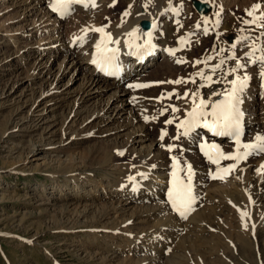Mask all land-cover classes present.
<instances>
[{
	"label": "rangeland",
	"instance_id": "374dc122",
	"mask_svg": "<svg viewBox=\"0 0 264 264\" xmlns=\"http://www.w3.org/2000/svg\"><path fill=\"white\" fill-rule=\"evenodd\" d=\"M118 1L114 0L113 2L117 4ZM167 1L170 2V0ZM175 1L171 0L173 6L176 5ZM182 1L179 5L181 7L182 4L183 8L179 14L186 13L193 7L192 0ZM202 1L211 5V13L201 14L193 8L197 13L194 16L200 17V19L205 18V21L207 19V25L211 30L218 31L219 35H201V38L197 35L198 38L190 40L192 50L186 55L187 59L185 60L187 62L178 65L183 67L182 70L170 68L167 74L166 70H159L163 56L161 53L157 54L155 63L149 65L147 67L149 69L146 68L147 70L140 75V77L149 80L141 83L151 82L148 84L151 86L144 89L129 87L131 80L123 86L126 93L124 94V101L119 102L124 104L126 110L121 113L122 119H118L115 123L106 122L101 127L103 134L101 133L98 137L89 139L80 137L75 141L73 139L74 142L63 144L62 140L75 130L79 134L81 133V136H84L88 130H92L91 125H84V117L87 114L85 108L86 112L82 113L80 117L65 120L70 101L77 98L83 91L90 69L86 72L80 71L77 66L79 58H76L75 54L62 52L53 54L48 57L49 62L47 61L46 64L47 57L43 59V55L38 53L32 55L25 49L28 46H35V44L36 46L50 47L53 46L51 42L57 40L58 43L69 45L72 38L77 37L75 35L76 27L80 24L81 17H86L84 14L87 11L68 9L67 14L61 16L63 23H60L61 28L59 29L52 24L53 20H46L50 15L53 0H43L41 3L37 0H5V2L0 0V264H105L104 255H92V253H101L102 250L98 249L97 246H104V244H119L125 248L114 262L115 264H132L136 258L140 259L146 256L143 253H141L142 256L139 253L136 256L135 252H132L133 245L126 246L127 242L124 240L110 243L111 240L104 237L106 231H100L104 226L112 227L116 222H125L132 215V212L143 207L141 205L143 202L121 207V209L128 208L121 210L120 215L116 214L112 220H106L102 224L96 219L94 220L92 215L88 222L83 214L92 207V211H99L113 205V198L116 196L111 193L108 182L104 181L106 175L127 172L128 174L131 173L132 177L142 176L144 181H151L158 186H165V183L170 184L171 182V175L168 176L170 170L174 169L175 162L174 164L171 163L173 169L155 167V165L150 164L148 171L143 169L144 172L132 164L133 159L137 158V154L140 156L147 155L149 151L152 154L148 155L147 159L153 156L161 163L162 151L167 150V145L163 144L161 148L159 146L156 148L147 147L152 146V142L157 140L159 135L161 137L164 131L162 126H167L166 121L171 119L172 114H176L177 111L173 112L167 108L163 114L161 112L162 119L150 126L151 136L149 139H144L143 135L134 132L139 124L131 126L128 124L129 120H126L129 118L130 110L134 112L132 104H129L134 94L141 96L152 93L162 95L169 83L156 82L174 81L180 76L186 77L191 72L198 70L201 66L195 61H203V58H206L205 56L210 53L215 45H218L217 53L225 48L224 54L221 53L225 57H229L235 49L237 58L246 64L245 71L252 67L250 66L251 62H249L250 58H245L244 53L236 50L237 46L235 48L230 47L231 53L229 54V46L235 43L238 45L248 43L252 46L253 41H256V46L261 43V38L257 39V37L264 29L257 28L255 24H246L244 21L252 20L246 10L252 9L258 3L261 4V7L257 10L256 15H264V0H229L230 7H226L228 10L222 16L219 11L222 3L219 0ZM90 13H87L88 16L95 19H100L99 16L102 14L101 12ZM194 16H188L189 19L182 21L188 31L195 29L192 27L196 23ZM167 20L168 22L163 19L160 20L161 24L167 22L161 28L163 30L168 29L169 37L174 39L177 37L176 32L181 30L180 26L177 25L176 27L173 19L167 18ZM217 20H219V27L216 23ZM34 21H38L36 24L39 23L40 31L35 28ZM110 23L111 21H108L107 25ZM48 29L57 32L52 37L51 42L48 39L51 31L48 32ZM21 33H34V36L22 37L21 41L16 43L10 39V37H18L19 39ZM161 35L164 36L165 33ZM242 37H249V39L242 41ZM41 39L44 42L40 43ZM93 39L89 40V43H92ZM58 43L54 45H58ZM76 43L77 41L74 42V46ZM160 43L157 45L158 49H161L160 46L163 42L160 41ZM195 46L196 51H194ZM199 47L202 49L198 50ZM88 49L89 47L86 50L79 48L76 51L80 55L83 54V50L87 51ZM22 54L26 55L25 61L19 59ZM40 61L45 63L41 68ZM81 62L86 63V56L82 58ZM211 63L215 65V61ZM46 65L51 69L52 82L58 85L59 90L67 92L69 88L72 93L68 100L63 103L65 107L56 114L52 112L51 107L44 105V103L36 108L35 118L41 114L45 115L48 121L47 127L42 121L38 127L30 128L35 124L29 121L31 116L28 117V112L32 106H34L33 108L37 107L34 101L37 103L44 100L38 89L40 83L32 85L29 83V79L36 66L39 67L37 71L42 72L41 77L48 78ZM258 65L253 66V68H258ZM187 68H191V70L185 74ZM112 92L113 90L103 93V96L98 98V104L103 106L109 100L113 102L116 98ZM92 107L91 110L96 105ZM137 109L134 113H141L142 108L137 107ZM144 114L146 115V113ZM108 123H111V129L119 125H124L125 129L118 131L112 137L108 136L109 132L105 133L108 128L105 125ZM95 125L98 124H94L93 127ZM261 127L258 124L249 127L246 133L247 137L261 133ZM175 128H177V124L172 126V129ZM170 136L172 139L173 134ZM199 138V142L208 140L204 135ZM164 139L161 141L164 142ZM174 140L178 142L180 137ZM225 141L227 140H220L222 145H225ZM177 148H175L177 151L182 149L181 147ZM116 150L123 151L122 161L106 162L104 154L113 153ZM125 154L126 158H124ZM184 154L185 151L181 152L182 156ZM259 159V157H255L253 160L256 162L255 164L259 163ZM192 165L195 171L193 189L197 194L223 199L227 193L243 191L244 183L237 176L230 177V179L228 177L226 180L213 179L212 175L215 170L212 166H207L202 178L201 171L197 169L194 163ZM248 166V161L239 165L238 172H244ZM82 175L86 176V183H81L84 181L82 178L78 179ZM197 176L200 178H196ZM195 192L193 191V194ZM261 194L262 198L252 199L255 204L250 199L244 198L246 203L244 209L251 213V217L254 216L250 219L251 223L258 227L262 226V222L264 223V192ZM91 219L93 220L90 223ZM154 224L153 222L150 225ZM204 224L201 226V229L203 228L200 229L201 232L197 230L190 232L189 229L185 231L184 228L186 234L182 231V233L184 232L183 235L179 231L180 234L177 233V235L180 236L178 235L177 238L172 236V242L170 241L172 244L170 243V245H172L173 252L175 251L172 264H226V262L227 264H263L264 235L262 238H254L255 231L249 229L250 226L246 229L245 223H242L239 218H232L226 211H222L221 214L215 212ZM150 225L145 224L143 226L148 227ZM245 237L250 238L251 247L241 244L240 240ZM179 244L180 249L178 247L175 249L174 247L179 246ZM159 248L162 249V247Z\"/></svg>",
	"mask_w": 264,
	"mask_h": 264
},
{
	"label": "bare ground",
	"instance_id": "6f19581e",
	"mask_svg": "<svg viewBox=\"0 0 264 264\" xmlns=\"http://www.w3.org/2000/svg\"><path fill=\"white\" fill-rule=\"evenodd\" d=\"M1 1L5 2V0H1ZM37 1H39L40 3L43 2V0H37ZM104 1L105 0H96V4H97L96 7H91V6L85 7L83 3H74L70 5L69 9L71 10L81 9L83 11H87V13L92 12L95 14V12H101L102 14L99 16L100 19L98 18L95 19L92 16H88L87 13L86 14L83 13L86 17L84 16L81 17V22L79 25H77L76 27L77 30L75 32V35L77 37L72 38L69 45L61 44V42L58 43V40L51 42L52 37L55 36L57 32H55V30L52 31L48 29V32L51 31V35H49L48 39L50 40L51 44H53V46L43 47V46H36L35 44V46H28V48L25 49L27 52L31 53L32 55L38 53L43 55V59L47 57L46 64L49 62L48 57L52 56L53 54H57L61 52L64 54H68V53L75 54L76 58H79L77 62V66L79 70L86 72L87 70L90 69V71L88 72L89 77L86 81L83 91L81 92V94H79L77 98L70 101V105L68 106V112L66 113L65 120L67 121L68 119L80 117L82 113L86 112L84 110L85 108L87 110V114L85 115L86 117H84V125L85 126L91 125L92 130H88L86 133H84V136H81L80 135L81 133L79 134L78 131L75 130L71 134H69L68 137L62 140L63 144L74 142L75 139L80 137L87 139L92 137H98L100 136L101 133L103 134L101 127L104 124H106V122L115 123L118 121V119H122L121 113L122 111L126 110L124 104L122 102H119V101H124L123 98L125 97L124 94L126 93V91L123 88V86L129 80H131L130 85L151 84V82L141 83L143 81H149V80L148 79L146 80V78L142 76L140 77V75H142L143 72L149 69L147 68L149 65L151 66L152 63L153 64L155 63L157 54L161 53V55L163 56V61L161 62V66L159 67V70H166V74L170 68H173L175 70H182L183 67L178 66L181 63H177L176 61L187 59L186 55L190 50H192V43L189 44L186 42L185 44L182 45L180 43L181 37H189V34H192L190 36V40L196 39L198 37L201 38V35L205 36L204 28L206 27L209 29V33L207 34V36H211L210 34L212 35L218 34L217 33L218 31L211 30L210 27L207 25V23H205V18L200 19V17L194 16L195 14H197L194 11L196 10L194 6L188 12L186 13L182 12L181 14H179V12H177V9H180L179 4L183 2L182 0H176L175 6H173L172 2H169L167 0H153V2L151 4H148L147 7L144 6L146 0H119L117 4L116 3L114 4L113 2L114 0H108V1L106 0L105 2ZM219 1L222 3L220 6L221 8L219 10L222 16L228 10L226 7L228 6L230 7V3L229 0H219ZM129 5L132 6L130 9L131 14L129 16H124L123 13L126 10H129ZM33 9H35V7H33ZM49 13H47L49 17L46 20L47 21L53 20L52 24H54L57 28L60 29L61 28L60 23H63V21L61 20L62 15L60 13L58 14V12L56 11H53V9H50ZM188 16L189 17L194 16L196 18L195 19L196 23L194 24V26H192L195 29L190 31L186 29L185 23H182L183 20L187 18L189 19ZM167 18L173 19L174 25L176 27L177 25L179 26L183 25V27H179L181 30L176 32L177 37L174 39H171L169 37L167 31L168 29L163 30L161 28V26L165 25V23L168 22ZM161 19L166 20L167 22L161 24L160 22ZM108 21H111L110 25L109 24L107 25ZM178 21L179 24L177 23ZM37 22L38 21H34L33 23L36 24ZM144 23H146V25H144ZM197 24L200 25L199 28L196 27ZM34 26L37 29V31L41 30L40 28H38L40 26L39 23ZM94 27L95 28L104 27L105 32L111 33L112 38L114 40H119V44L109 45V47L117 48L119 50L117 54V59L115 61V64L118 65V68H113L107 71H101L100 68L93 63V61L97 59L96 45L101 41V39L104 38L101 33L92 31V28ZM85 28L88 29L87 34H85V32L83 31ZM133 31L136 32V38H132L128 35ZM149 33H151V37H149L148 35ZM162 33H165V35L162 36L161 35ZM25 36L26 37L34 36V33L32 34L23 33L22 35H20L19 39L18 37L15 38L10 37V39H13L14 42L16 43L18 41H21L22 37ZM92 38H94L92 40V43H89L90 42L89 40H91ZM43 39H41L39 42L40 43L44 42ZM130 39H134V43L136 45H140L141 47L139 48L141 49H143L144 45H146V43L150 40L153 47H155V50L153 51L152 55H150L149 57L142 56L141 53L137 52L138 48L129 47L128 42ZM75 41H77V43L74 46ZM160 41H162L163 43L162 46H160L161 49H158L157 45L161 44ZM55 43L56 44L58 43V45H54ZM262 43H264V38H261V43H259L257 48H259L260 44ZM84 45L86 46L83 47ZM235 45L237 46L236 50H240V52L244 54L253 51V47L248 43L239 44V45L235 43ZM178 46H180V48L178 51H176L175 55L170 54L169 50L177 49ZM88 47L89 49L87 51L84 50L82 51L83 54L79 55L78 51H76L79 48H84L86 50V48ZM217 47L218 45H215L210 51V53L208 55L206 54L207 55L205 56L206 58L205 59L203 58V60H206L208 57H214V59L208 60L207 65H205L204 63H200L201 67H199L198 70L191 72V74H189L186 77L180 76L179 78L189 80L191 77L194 76L195 73L201 71L204 72L205 75H212L213 80L217 79L218 77L224 76L225 73L223 70H217V72L213 74L212 68L215 65L219 64L221 58L226 59V64L223 66L224 69H228L235 66V61L231 59H227L228 57L222 55L225 52L224 51L225 48H222L223 51L217 53L216 52ZM230 47H232V45L229 46V54L231 53ZM200 49H202V47H199L198 50ZM194 51H196V46L194 47ZM232 52H235V49H233ZM262 54L264 53H261L260 51H256L255 57L245 56V58H250L249 61H254V62H251L250 66L252 67L248 71L242 69L240 72L241 75H243L246 72L250 77L248 86L245 92L243 93V97H242L243 103L241 106L244 112V117L242 122L246 126V133L248 128L255 124H258V126H262L261 133L252 134L248 137L246 133H244L243 138H241L242 143L255 144L257 143L256 137L264 135V77H262L259 74L264 69H262L260 62L256 59ZM85 56H86V63L84 64L81 62V60ZM19 59H21V61H25L26 55L22 54ZM212 61H215V65H213L214 63H211ZM241 63L244 62L241 61ZM44 64L45 63L40 61V68ZM255 65H258V68H253V66ZM37 68L39 67L36 66L34 68L33 74L29 79L30 80L29 83H32V85L40 83V85H38V89L40 92V96L44 101L43 102L39 101L37 103L36 101H34V104H37L36 105L37 107L33 108L34 106H32L30 111L28 112V117L29 115L31 116L29 121L32 122V124H35L30 128L38 127L42 123V121L45 122L47 127L48 121L45 115L41 114L40 116H38V118H35V115L37 113L36 108H38L42 103H44V105L46 106L48 105L49 107H51L52 112L56 114L59 110L65 107L63 103L68 100L69 95L72 93L71 90H69V88L67 92H63L59 90L60 88L58 87V85L52 82L53 75L48 65H46L45 67L47 68L48 78L41 77L42 72L37 71ZM187 69L185 70V74L191 70V68H189L188 70ZM195 79H196L195 84L191 82L181 83V84H172V83L167 84V88L162 94L165 97L164 99H159L162 95L153 94V93L147 96L134 94L133 97L130 99L131 102H129V104H132L133 107L132 109L134 110V112L138 110L137 107L142 109H141V113L139 114H136L132 112V110H130L131 113L129 115V118L126 120H129L128 124H131V126L139 124L137 126V129L136 128L134 129V132L143 135L144 139H149V136H151L150 126L154 125L156 122L162 119L160 113L162 112L163 109L170 108V110H172L173 106L178 108L179 111H177L176 114H172L171 116V119H174V123L167 124V126H162L164 131L165 130L167 131L166 139H164L165 141L164 142L161 141V139H159L160 138L159 135V138L157 140H154V142H152V146L147 148H151V147L156 148L157 146L161 148V146L163 147V144H166L167 146L170 144L177 145L178 148L180 147L182 148L181 151L180 149L178 151L174 150L172 152H169L168 150H166L165 152L162 151L163 156L161 158V163H159L157 161L158 159L153 156L150 159H147L148 155L152 154L150 153V151L149 154L147 155L144 154L140 156L137 154V158L133 159L132 166L140 170L146 169V171H148L147 169H149L150 164L155 165V167L161 166L162 168L168 167V169H171L172 168L171 163L174 164L175 162L173 161L172 157L176 156L178 157V159L181 158L182 160V161L180 160L181 165L185 163H190V164L194 163L197 169L201 171L200 172L202 174L201 177L203 178V173L205 170H207L205 169L207 166H212V168L215 170L214 173H216L218 171V168H223L234 163V161L231 160H222L219 166L212 164L207 159V157L204 156L200 148V145H202L205 142L215 143V144H219L225 153H234L236 151V144L234 139H229L226 136L223 137V135L221 136L211 135L212 130L207 127H204L203 125L195 128L187 136L181 135L183 129H180L178 127L172 129L173 125L174 126L175 124L178 125L182 120L186 119L188 112L192 110L193 108L192 97H191L192 92H196L197 90H199L200 94L203 96L205 100H210L212 102H215L222 99V97L210 96L209 93L213 89L223 91L226 87H229L227 83H219V84L213 83L211 88L209 87L199 88L198 86L203 84L204 81H202L198 76L195 77ZM231 79H233L232 76H226V80H231ZM110 90H113L112 95L115 96L116 101L114 100L113 102H110L109 100L107 103H104L103 106L102 104L99 105L97 102L99 100L98 98L100 96L102 97L103 93H106L107 91ZM170 92L175 93V95H173L171 99H168L167 94ZM186 92L189 95L187 97H184V94ZM257 101H259L258 104ZM93 105L94 106L96 105V107L91 110V107ZM144 113H146V115ZM146 116L150 118L158 117V119H154V120L149 119L146 121L145 120ZM94 124H98V125H95V127H93ZM110 124L111 123L105 125L108 127L107 131H105V133L109 132L107 134L108 136L112 137L113 135H116L118 131L125 129L124 125L122 126L119 124H118L119 126H116V128L111 129ZM171 134H173L172 139L170 136ZM177 134L179 135L180 140L178 142H175L174 137ZM202 135H204V137H207L208 140L199 142L200 140L199 137H201ZM73 139L74 141H72ZM220 140H227V141L224 142L225 145H222ZM108 149H110L109 146ZM183 151H185V154L182 156L181 152ZM241 151H243V149H241ZM119 152H121V150L119 151L116 150L113 153L104 154L105 156L104 158L106 162L115 163L122 161L121 158L122 155L118 154ZM255 157L260 158L258 164H255L256 162L253 161L255 160ZM124 158H126V154ZM247 161L249 162V166L244 172L242 173L238 172V168H239L238 167L235 172H233L231 175L228 176L229 179L230 177H234V176L240 177V179H242V182L244 183L242 192L240 190L238 193L235 192H231L229 194L227 193L224 196L225 199L224 198L222 199L220 197H215V196H201L200 194H197L193 189V191L195 192L194 195L197 197L196 204L194 205L195 210L197 212L196 211L194 213L192 212L187 219H183L179 217V215L171 207V203L168 198V193L171 190V182L170 184L165 183V186L163 185L158 186L152 183L151 181L150 182L144 181L142 176H137V177L134 176L136 178L133 181L129 179L130 177H132L131 173L128 174L127 172L115 173L114 175H106V179L104 181L108 182V187L110 188L111 193L113 194V196H116L113 198V202H112L113 205L104 209H100L99 211H92L91 210L93 208L92 207L89 211L84 212L83 217L86 218L87 221L89 222V217L92 215L94 220L96 219L102 224L106 220H112L114 218L113 216H115L116 214L120 215L121 210L128 208L126 207L124 209H121V207L143 202V204H141L143 207L140 208L139 210L137 209L134 212H132V215L129 218H127L125 222H121V223L116 222L115 225L112 227L104 226L103 228L100 229V231H106L104 237L110 239L111 240L110 243H112V241L119 242L124 240L127 242L126 246L130 247L131 245H133L132 252H135L136 256L138 253L139 254L143 253L146 255L145 257L143 258L141 257L140 259L136 258V260H134L132 264H162V263L172 264V258L175 256L174 254L175 251L173 252L172 245H170V243L172 242L171 240L173 239V237L177 238L180 232L182 233V231H184L183 230L184 228L185 231L189 229L190 232L191 231L194 232L196 230L199 232L201 226L204 223H206L210 218V216L215 214V212L217 214H221L222 211L229 212L232 218L235 217L239 218L242 221V223H247L248 226H250L249 229L251 228L252 230L255 231L254 238H259V237L262 238L264 235L263 234L264 227H262L264 226V223L262 222L261 224L262 226L259 227L255 226V228H252L251 220H249L246 217L242 219L241 212L245 211L244 206H246L245 205L246 203L244 198L249 199L250 195L252 199L262 198L261 193L264 192V174L258 173L256 169H258L260 165L264 164V154H256L250 156L246 161L241 162L240 165L245 164V162ZM173 171L174 169L170 170L168 177H170L171 175L172 178ZM84 175L79 176L78 178V179L82 178L84 180L81 181V183L83 182L86 183L85 181L87 179L86 176ZM196 178H200V177L197 176ZM93 219H91L90 223L92 222ZM153 222L155 224L150 225ZM145 224L150 226L148 227L143 226ZM184 232L182 233L183 235ZM177 233L179 234L177 235ZM246 234H248L247 231ZM183 235H181V237H183ZM247 237L249 236L247 235ZM249 239H247L246 237L243 238L242 240H240L241 244L244 245L246 244L247 245L246 247H251L252 244L249 241ZM159 247H162V249H160ZM176 247L180 249V244L179 246H175L174 248L176 249ZM97 248L102 250V252L92 253V255L95 254H98L100 256L104 255L105 264H115L114 262L117 260V258H119L121 251L125 249L119 244H110V245L104 244V246L98 245ZM169 250H171V252ZM263 264H264V260H263Z\"/></svg>",
	"mask_w": 264,
	"mask_h": 264
},
{
	"label": "snow or ice",
	"instance_id": "6c2138e0",
	"mask_svg": "<svg viewBox=\"0 0 264 264\" xmlns=\"http://www.w3.org/2000/svg\"><path fill=\"white\" fill-rule=\"evenodd\" d=\"M153 0H146L145 7L148 4H151ZM171 2V0H170ZM74 3H83L85 7H96V0H53L51 5L53 11L60 13L62 16L67 14V11L70 5ZM114 6V5H113ZM131 5H129V10H126L123 15L129 16L131 14L130 9ZM261 7V4H256L250 10H246L247 14L252 17V20L244 21L246 24H255L257 28L264 29V15H256L257 10ZM183 5L181 4L180 9H177V12L182 10ZM179 24V21L177 22ZM207 23V21H205ZM217 26L219 25V20H217ZM183 27V25H180ZM197 28L200 27L199 24L196 25ZM85 34H87L88 29L85 28L83 30ZM92 31L99 32L104 37L101 41L96 45L97 51V59L93 61L101 71H107L113 68H118V65L115 64L117 59L118 49L109 47L110 44H119V40H114L112 38L111 33H106L104 27L92 28ZM209 33V29L204 28V34L207 35ZM132 38H136V32L128 34ZM151 37V33L148 34ZM189 37H181L180 43L183 45L186 42L191 43L190 36ZM219 35V34H218ZM264 38V31L260 32L259 37L257 39ZM249 37H242V41H247ZM129 47L131 48H139L140 45H136L134 43V39H130ZM153 47L150 40L144 45L145 51L150 50ZM233 48L236 47L235 44L232 45ZM253 51L250 53H245L246 56L255 57L256 51H260L264 53V43L260 44L259 48L256 46V41L252 43ZM179 49H170L169 52L172 55H175L176 51ZM223 51V50H221ZM214 59V57H208L206 60H197L195 63L200 64L204 63L207 65L208 60ZM227 59H231L235 61V66L224 69V65L226 64V59L221 58L219 64L215 65L212 68V73L215 74L217 70H223L225 75L222 77H218L213 80L212 75H205L204 72H197L191 77L189 80H184L183 78H178L175 81H160L156 83H172V84H181L191 82L193 84L196 83L195 77H200L203 84L199 85V88L209 87L211 88L213 83H227L229 87H226L223 91H219L213 89L209 95L210 96H220L222 99L212 102L210 100H205L203 96L200 94L199 90L191 93L193 108L187 114V118L182 120L177 127L183 129L181 135L187 136L189 135L195 128L203 125L211 129L215 135L221 136H230L234 138L236 144V151L234 153H225L219 144L215 143H203L200 145L201 151L204 156L215 165H220L222 160H231L234 163L223 167L218 168V171L212 175L213 179L226 180L229 175L237 170L240 163L246 161L250 156L256 154H264V135L257 136V143H242L241 142V125L244 117V112L242 110L243 103V93L245 92L248 82L249 75L245 72L243 75L240 74L242 69L246 68L245 63H241V60L237 58L235 52H233ZM260 64L262 69H264V54L260 55L256 58ZM177 63H186V60H177ZM254 62V61H249ZM262 77H264V70L259 73ZM226 76H232L233 79L226 80ZM151 85L147 84H136L129 85V87L134 88H145ZM175 93H168L167 98L171 99ZM189 94L186 92L184 97H187ZM165 97L162 95L159 99H164ZM180 98V97H177ZM210 106V107H209ZM167 111V108L162 110V113ZM172 111H179L178 108L172 107ZM149 119H158V117H145V120ZM167 124L174 123V119H169L166 121ZM167 135V131H163L161 134V140ZM174 139H179V136L174 137ZM176 145H168L167 150L172 152L175 150ZM243 149V151H241ZM118 154L123 155V152H119ZM174 171L172 172L171 178V190L168 193V198L171 203L172 209L179 215V217L183 219H187L188 216L195 210L194 205L196 204L197 197L193 194V178L195 176V171L193 169V165L190 163H185L183 166L180 163L178 157L173 156ZM256 171L260 174H264V164L260 165ZM143 175V174H142ZM238 179L240 177H237ZM130 180H135V177H130ZM250 201L255 204V201L252 200L251 195L249 196ZM241 217L251 219V213L248 211H242ZM245 228L247 229L248 224L245 223ZM255 228V224L252 225ZM170 251V250H169Z\"/></svg>",
	"mask_w": 264,
	"mask_h": 264
},
{
	"label": "water",
	"instance_id": "95a60500",
	"mask_svg": "<svg viewBox=\"0 0 264 264\" xmlns=\"http://www.w3.org/2000/svg\"><path fill=\"white\" fill-rule=\"evenodd\" d=\"M193 5L200 13L208 12L211 8L209 3L201 0H193Z\"/></svg>",
	"mask_w": 264,
	"mask_h": 264
}]
</instances>
